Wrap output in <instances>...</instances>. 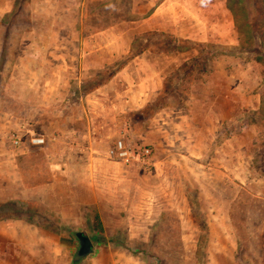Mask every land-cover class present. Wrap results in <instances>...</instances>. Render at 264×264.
<instances>
[{"label": "rangeland", "instance_id": "1", "mask_svg": "<svg viewBox=\"0 0 264 264\" xmlns=\"http://www.w3.org/2000/svg\"><path fill=\"white\" fill-rule=\"evenodd\" d=\"M211 1L217 5L0 0V202L22 199L39 211L0 218V264H72L73 233L80 230L93 252L77 264H264V0H223L221 10ZM186 15L214 24V37L197 42L171 32L176 21L182 33L196 35L195 19ZM117 74L121 86L155 81L170 93L131 129L133 139L151 147L155 165L123 164L119 175L109 167L107 181L95 188L106 202L102 218L95 204H76L90 198L82 187L85 173L68 196L63 185L23 188L50 180L53 123L60 116L82 134L76 100L88 86L101 81L89 93L100 91L107 100L93 101L91 129L104 125L112 142L123 134L131 110L117 112L109 102ZM34 136L44 143L33 144ZM21 141L30 155L18 157V167H4L10 145ZM108 145L101 144L103 153ZM123 192L130 202L133 193L156 201L142 237L127 234L130 205L122 203ZM138 210L132 205L131 225L146 221H137ZM96 214L101 232L94 228Z\"/></svg>", "mask_w": 264, "mask_h": 264}, {"label": "crops", "instance_id": "2", "mask_svg": "<svg viewBox=\"0 0 264 264\" xmlns=\"http://www.w3.org/2000/svg\"><path fill=\"white\" fill-rule=\"evenodd\" d=\"M222 1L223 0H220V1L215 0L217 5H215V3L211 1L212 8L214 9L220 8L221 10ZM167 7L169 6H166V8ZM151 17L152 15L148 17V19H150ZM184 18H187L188 21H190V19L191 20L195 19L194 20L195 22L193 23H196V24H192V26L197 25L196 28L194 29V31L196 32V35L195 34H194L195 36L190 35L188 31L186 32V34L182 33L181 23H180V26H178L176 21L174 22L173 25L172 24L169 25L171 32H173L174 34L182 38L190 37L192 38V40H195L197 42H206L208 40V37L210 36L214 37V35L209 34V30H210L209 28L211 25L207 26L206 22H203L200 16H198V21L196 17H193L194 19H192V17H189V15H186ZM212 27L214 29V24H212L211 28ZM233 37L235 39V35ZM154 72L155 70L150 71V73H154ZM118 74L112 77L110 83L113 84V87H111L112 89L108 91L109 93L116 91L114 96L113 95L110 96L109 102L112 105V108L114 109L116 108L115 111L117 112L123 113L124 111L134 110V109L142 107L146 102H148L150 99L156 96L157 91H160L162 89L160 83H158L157 85H154L155 81H149L147 85L143 84V85H140L139 87L134 86L135 88H132V87L127 88V87H124L123 85L122 87L121 85L115 83V80H116L115 78H117ZM152 92L155 93L153 97H152ZM90 93L81 94L79 98H77L78 100H76L77 104L81 106L80 108L83 111L82 118L85 122L84 130H82L81 132L82 134L80 136H78L72 124L66 123L64 118L61 116L58 122L53 123L54 124L53 128H54L55 133L53 134L52 139L55 141L56 148L53 154L48 155V167L50 168V172H51L50 180H47L45 182H36V183L29 184V185H24L22 187L40 189V188H50V187L52 188L61 187L63 185L64 187H67L68 189H70V191L67 192V196H68L71 193L72 188L75 187V182H79V175H80L79 172L85 173L87 178L83 180L85 183L83 184L82 187H85V189L90 190L89 195L88 193H86L87 196L90 198L84 197L82 201L78 200L76 204L78 205L95 204L101 214L102 205L105 204L106 202L102 200V198H100V193H98L95 190L96 182L101 181L103 179L107 181L108 172H110L109 167H115L116 169H114L113 171L111 170V171L114 174L119 175L118 168L123 167L122 165L124 163L121 161H114L111 159L108 160L109 158L106 156L107 149L109 148L113 140V139H110V134H108L109 132L108 129H106L104 125L102 127V130L100 131H98L97 129L96 130L91 129V119L89 118L92 115L89 112L92 111L90 109H92L93 101L105 103L107 100L105 99L106 98L105 95H100L101 93L100 91L92 92L93 94H90ZM190 98H193V97L190 96ZM188 133L190 134V132ZM180 134L183 135L182 132ZM189 136H191L190 140L194 139L193 135H189ZM183 137L184 136H182V140H183ZM198 138H199V134L197 135V139L195 140V142H197ZM187 140H188L187 138L184 139L186 147L188 146V143H189ZM108 143L110 144L108 145ZM101 144L102 146L108 145L105 153H103ZM28 145L29 144L25 145L24 142L22 141L20 145H17V146L15 145V147L10 145L11 148L9 147L7 151V156L4 159V161L8 163V165H4V167H8V166L18 167V157H27L28 155H30L29 153L30 147ZM0 151H3V150H0ZM12 161H15V162L13 163ZM73 172L74 174H72ZM57 194L62 196L61 193H57ZM122 194L125 195V192H123ZM126 195L124 196L122 203H124L125 205L126 204L130 205L129 214L126 218L127 225H128L127 234L129 236L142 237L146 234V231L151 223L150 221L153 222L154 220V218L149 216V215H154L152 211L149 212V209L154 208V205H156V201L153 200L151 196L148 197V199L144 197L143 198L139 197L138 199H136V194L133 193L131 197V202H130L129 197L126 198ZM125 199L127 202L124 201ZM132 205H135L139 208L137 213L140 212V215H138V218L135 217L137 218V221L146 220L145 222L142 223L141 221H139L140 223L136 222L135 224L131 225L130 222L134 221L132 219V216H133V213L131 211ZM50 209L57 210L54 207L53 208L50 207ZM102 215L103 214H101V218H102ZM65 216L66 215L62 214V217H65ZM141 216H143V218ZM147 222L149 223L147 224ZM144 227H146V230ZM117 231L118 230L114 228L111 232V235H115ZM62 233L67 235L66 232H62ZM104 247H108L107 252L112 251L111 250L112 245L108 244V246H104ZM112 256L113 255L111 254L110 258L114 259L112 258ZM108 264H114V263L111 262Z\"/></svg>", "mask_w": 264, "mask_h": 264}, {"label": "trees", "instance_id": "3", "mask_svg": "<svg viewBox=\"0 0 264 264\" xmlns=\"http://www.w3.org/2000/svg\"><path fill=\"white\" fill-rule=\"evenodd\" d=\"M123 66V63L120 64V67H116V69H113L109 75H114L121 67ZM118 69V70H117ZM101 81L96 82L92 86H88V88L84 89L83 92L89 93L92 91L93 88H96L99 86ZM170 96V93L165 88V85H163L162 90L152 99H150L148 102H146L142 107L128 111L127 114V120L129 127L132 129L134 124H137V122H143L149 117H151L155 112H157L159 109H161L167 98ZM34 209V210H33ZM32 211L35 214L39 211L35 209V205H31L30 202H27L25 200H5L0 202V218H12V217H18L22 213V211ZM94 220V228L97 231H102L103 226L102 223L96 214L93 216ZM75 234V232L73 233ZM72 264H77L72 262Z\"/></svg>", "mask_w": 264, "mask_h": 264}, {"label": "built area", "instance_id": "4", "mask_svg": "<svg viewBox=\"0 0 264 264\" xmlns=\"http://www.w3.org/2000/svg\"><path fill=\"white\" fill-rule=\"evenodd\" d=\"M132 133L129 124L124 123L123 134L115 138L107 149L106 156L111 160L121 161L138 169H148V167L154 166L155 161L151 147L133 139ZM18 141L16 140L15 143ZM44 141V137H32L33 144H42Z\"/></svg>", "mask_w": 264, "mask_h": 264}, {"label": "water", "instance_id": "5", "mask_svg": "<svg viewBox=\"0 0 264 264\" xmlns=\"http://www.w3.org/2000/svg\"><path fill=\"white\" fill-rule=\"evenodd\" d=\"M75 237L78 242V247L72 257V262L78 263L93 252V242L89 235L83 231H76Z\"/></svg>", "mask_w": 264, "mask_h": 264}]
</instances>
